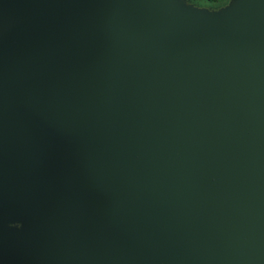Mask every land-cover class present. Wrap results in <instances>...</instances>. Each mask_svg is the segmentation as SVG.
I'll return each instance as SVG.
<instances>
[{
	"label": "water",
	"instance_id": "95a60500",
	"mask_svg": "<svg viewBox=\"0 0 264 264\" xmlns=\"http://www.w3.org/2000/svg\"><path fill=\"white\" fill-rule=\"evenodd\" d=\"M0 264H264V0H0Z\"/></svg>",
	"mask_w": 264,
	"mask_h": 264
},
{
	"label": "rangeland",
	"instance_id": "374dc122",
	"mask_svg": "<svg viewBox=\"0 0 264 264\" xmlns=\"http://www.w3.org/2000/svg\"><path fill=\"white\" fill-rule=\"evenodd\" d=\"M187 5H191L195 8L205 10H218L227 6L230 0H183Z\"/></svg>",
	"mask_w": 264,
	"mask_h": 264
}]
</instances>
